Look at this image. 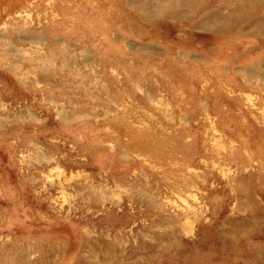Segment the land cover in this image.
<instances>
[{"label": "rangeland", "instance_id": "obj_1", "mask_svg": "<svg viewBox=\"0 0 264 264\" xmlns=\"http://www.w3.org/2000/svg\"><path fill=\"white\" fill-rule=\"evenodd\" d=\"M218 1L0 0V264H264V36Z\"/></svg>", "mask_w": 264, "mask_h": 264}, {"label": "bare ground", "instance_id": "obj_2", "mask_svg": "<svg viewBox=\"0 0 264 264\" xmlns=\"http://www.w3.org/2000/svg\"><path fill=\"white\" fill-rule=\"evenodd\" d=\"M163 1L164 0H160V2ZM168 2L170 3L174 2L176 3V5L180 7L182 6L184 7L187 4H189L193 8H197V6L199 5V0H168ZM207 6L208 9L206 11L208 12L207 14L208 16L202 22V25L204 24L206 28H211L212 31L217 33L226 32L227 30H230L232 28V26L242 17L243 14L247 12L249 13L254 12L256 14V17L252 18L251 21L248 22L242 21L239 22L238 24L242 26L241 28H243L244 30L254 29V31L264 36V0H219L217 3H212V2L209 3ZM249 73L253 75L254 71L253 70L251 72L249 71ZM66 120L72 121L73 119L67 116ZM225 154H226L225 156L231 155V152L230 153L226 152ZM189 184L188 183L185 184L186 188H189L190 186ZM183 187L180 188V190L177 191V193L186 191L183 189ZM183 198H182L183 201H185L186 198L185 197Z\"/></svg>", "mask_w": 264, "mask_h": 264}]
</instances>
